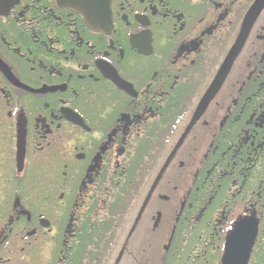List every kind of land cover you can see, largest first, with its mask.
<instances>
[{
	"label": "flooded vegetation",
	"instance_id": "flooded-vegetation-1",
	"mask_svg": "<svg viewBox=\"0 0 264 264\" xmlns=\"http://www.w3.org/2000/svg\"><path fill=\"white\" fill-rule=\"evenodd\" d=\"M0 264H264V0H0Z\"/></svg>",
	"mask_w": 264,
	"mask_h": 264
},
{
	"label": "rangeland",
	"instance_id": "rangeland-1",
	"mask_svg": "<svg viewBox=\"0 0 264 264\" xmlns=\"http://www.w3.org/2000/svg\"><path fill=\"white\" fill-rule=\"evenodd\" d=\"M32 202H34L36 205H43V198L40 199V196L38 195V197L35 199V201L33 200V198H29Z\"/></svg>",
	"mask_w": 264,
	"mask_h": 264
},
{
	"label": "trees",
	"instance_id": "trees-1",
	"mask_svg": "<svg viewBox=\"0 0 264 264\" xmlns=\"http://www.w3.org/2000/svg\"><path fill=\"white\" fill-rule=\"evenodd\" d=\"M258 262H259V260H258Z\"/></svg>",
	"mask_w": 264,
	"mask_h": 264
}]
</instances>
